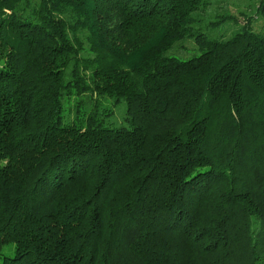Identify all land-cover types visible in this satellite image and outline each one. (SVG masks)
<instances>
[{"label": "trees", "instance_id": "16d2710c", "mask_svg": "<svg viewBox=\"0 0 264 264\" xmlns=\"http://www.w3.org/2000/svg\"><path fill=\"white\" fill-rule=\"evenodd\" d=\"M208 1L0 0V264H264V35Z\"/></svg>", "mask_w": 264, "mask_h": 264}, {"label": "rangeland", "instance_id": "374dc122", "mask_svg": "<svg viewBox=\"0 0 264 264\" xmlns=\"http://www.w3.org/2000/svg\"><path fill=\"white\" fill-rule=\"evenodd\" d=\"M257 4L258 0H210L195 14L197 21L195 29L209 39H227L242 26L243 22L247 21L248 17H252L251 29L264 35V13L256 12ZM199 54L191 38L176 43L166 56L188 60ZM78 99L87 101V96L84 95ZM74 102L75 100L72 101V105ZM104 104L110 105L108 102ZM110 108L113 109V116L107 121V125L121 126L124 123L125 104L121 102Z\"/></svg>", "mask_w": 264, "mask_h": 264}]
</instances>
